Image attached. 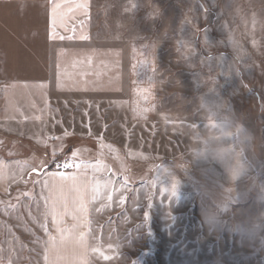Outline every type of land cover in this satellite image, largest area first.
<instances>
[{"label": "rangeland", "instance_id": "rangeland-1", "mask_svg": "<svg viewBox=\"0 0 264 264\" xmlns=\"http://www.w3.org/2000/svg\"><path fill=\"white\" fill-rule=\"evenodd\" d=\"M76 169L122 185L139 264H264V0H0V216Z\"/></svg>", "mask_w": 264, "mask_h": 264}, {"label": "crops", "instance_id": "crops-1", "mask_svg": "<svg viewBox=\"0 0 264 264\" xmlns=\"http://www.w3.org/2000/svg\"><path fill=\"white\" fill-rule=\"evenodd\" d=\"M43 180L44 206L41 184L29 186L35 193L33 200L2 201L0 264H139V245L147 248L150 240L145 239L147 235H139L137 217L128 215L129 206L124 207L121 195L116 196L115 188L119 195L121 184L113 178H103L98 183L84 169L47 171ZM22 186L28 185L2 184V196H10L8 191ZM21 204H30L33 210L27 216L31 224H38L33 236L25 230V213L14 211ZM43 223L48 224L44 230ZM19 238L29 247L16 245ZM10 239L14 248L9 247ZM11 256L16 260L4 259ZM152 261L150 253L145 264Z\"/></svg>", "mask_w": 264, "mask_h": 264}, {"label": "trees", "instance_id": "trees-1", "mask_svg": "<svg viewBox=\"0 0 264 264\" xmlns=\"http://www.w3.org/2000/svg\"><path fill=\"white\" fill-rule=\"evenodd\" d=\"M70 148L69 149H71L72 148V146H69Z\"/></svg>", "mask_w": 264, "mask_h": 264}]
</instances>
